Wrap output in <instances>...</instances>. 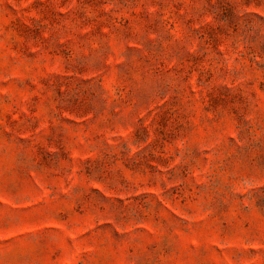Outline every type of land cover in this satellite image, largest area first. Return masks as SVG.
Masks as SVG:
<instances>
[{
  "label": "rangeland",
  "instance_id": "rangeland-1",
  "mask_svg": "<svg viewBox=\"0 0 264 264\" xmlns=\"http://www.w3.org/2000/svg\"><path fill=\"white\" fill-rule=\"evenodd\" d=\"M0 264H264V0H0Z\"/></svg>",
  "mask_w": 264,
  "mask_h": 264
}]
</instances>
